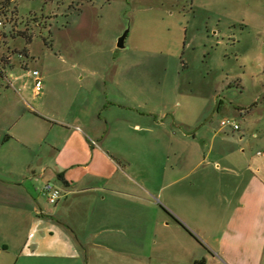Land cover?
<instances>
[{"label": "rangeland", "instance_id": "rangeland-1", "mask_svg": "<svg viewBox=\"0 0 264 264\" xmlns=\"http://www.w3.org/2000/svg\"><path fill=\"white\" fill-rule=\"evenodd\" d=\"M171 12L185 14L178 16V22H183L170 23L166 15ZM0 15L6 18L0 28V131L4 138L7 133L16 134L0 146L3 171L25 172V163L33 158L30 148L43 146L45 158L50 157L53 137L48 135V123L39 117L43 113L61 119L83 118L90 108L84 112L77 107L88 100L93 104L106 99L115 107L107 114L110 122L116 117L131 118L132 124L141 127L134 129L123 121L125 136L119 143L131 171H143L150 189L127 188L137 193L134 201L140 207L141 231L134 243L124 229L114 226L104 235L125 251L86 245L78 260L41 258L37 262L264 264L262 225L255 223L246 235L236 231L233 196L239 195V189L230 184V172L220 176L213 170L217 156L204 163L207 182L200 187L204 192L200 195L187 184L169 186L165 179L152 180L159 169L151 156L163 149H177L179 154L185 149L177 137L202 122L183 123L172 114L194 115L199 95L211 90L222 98L212 124V131L219 133L213 141L209 139L214 151L239 145L232 138L243 136L245 151L238 155L254 169L260 165L264 169V0H10ZM128 27L126 47L119 48L117 40ZM179 41L180 53L172 56L169 49H175ZM183 60L190 67L184 68ZM33 69L42 75L41 96L35 93ZM185 94L191 98L187 107ZM27 101L38 112L28 110ZM226 118L235 119L241 130L233 133L222 127L221 119ZM56 130L57 143L63 146L68 130L57 126L52 133ZM193 138L188 143V152L194 155L191 166L198 162L201 149ZM177 156L172 155V162ZM44 204L50 208L45 200ZM83 207L75 208L73 220L74 238L81 246L88 238L103 236L101 226L87 227ZM18 251L13 247L0 250V264H15ZM35 263L23 256L18 262Z\"/></svg>", "mask_w": 264, "mask_h": 264}, {"label": "crops", "instance_id": "crops-1", "mask_svg": "<svg viewBox=\"0 0 264 264\" xmlns=\"http://www.w3.org/2000/svg\"><path fill=\"white\" fill-rule=\"evenodd\" d=\"M180 15L181 17L185 16L181 12H171L166 15V18L170 23H176L179 21L178 16L180 17ZM187 33L188 28L186 27ZM184 38L187 42V36ZM182 40L181 36L180 41L182 42ZM181 42L175 49H169L172 56L179 55L182 48ZM182 65L184 68L190 67V62L183 60ZM206 90L205 88V92H207ZM210 91L199 95L202 97L196 105L197 111L194 115L180 114L175 117L172 114L174 119L177 118L178 121L192 125L201 120L202 126L196 128L193 126L192 128L195 129L182 132L180 133L181 137H177L178 141L182 140V143L186 144L185 149H181V155L179 150L175 151L170 148L168 152L165 149L157 153L152 152L154 153L151 155L152 164L157 170L159 169L152 180L165 179L169 186L178 182L185 184V187L187 184L200 195L203 192L200 187L207 182V168L204 163L207 158L215 155L217 157L212 167L213 170L220 172V176L221 173L230 172L232 178H230V184L232 183L234 188L239 189V195L233 196L236 208L232 223L236 231L246 235L255 223L257 226L262 225L261 229L264 230V222L261 221V218H264V169L261 165L254 169L251 162L245 163L242 155H238L245 151L241 145L244 140L243 136L240 138L233 136L232 138L235 144L240 142V146L235 145L230 148L223 146L217 152L214 151L215 144L213 145L211 141L217 137L219 132L212 131V124L214 123L215 110L220 108L222 98L220 94L212 95ZM119 92L122 93V90L119 89ZM35 93L37 96H41L42 90L35 91ZM187 96L189 98L185 99L188 101L185 107L191 104L190 95ZM108 101L98 99L91 104V101L88 100L86 104L77 107L83 111L90 108V113L87 114L84 111L87 117L83 118L77 115L74 119H61L46 113L41 114L39 117L42 118L40 119L49 125L48 135L53 137L51 143L53 151H50V157L45 158L47 154L43 146L37 150L30 148L33 158L25 163V172L14 175V169H7L5 172L0 167V250L3 248L8 250L12 247L19 250L15 264L20 262L21 256L32 258L36 262L35 264H40L37 260L41 258L53 259L57 262L58 260H78L81 257V249L86 245L124 250L104 235L106 229H112L114 226L124 229V233L128 234V239L133 243L136 234L140 233V207L134 201L138 195L134 191H128L127 188L138 187L139 190L146 191H150V189L145 184L147 178L142 177L143 171L135 168L131 171L128 158L121 154L119 147L121 138L125 136L122 130L123 123L128 121L130 127L134 129L140 127V124H132L131 118H127L126 121L125 118L118 117L115 121L110 122L107 114L115 107L113 104L109 105ZM213 106L216 108L214 109ZM26 108L38 112L36 105L28 101ZM88 115L90 116L88 117ZM57 126L68 130L63 146L57 143L59 132L56 130L55 133H52L53 128ZM222 127L220 126V128ZM226 128L233 133L241 130V127L234 129L231 126H226ZM172 133L169 134L171 142H173ZM14 135L16 136L12 132L7 133L4 138V133L0 131V146ZM197 135H200L198 140H196ZM191 136L194 137V145L201 148L199 150L200 158L193 166H191V161L194 160V155L191 157L188 152ZM110 140H117L115 142L118 144L111 143ZM175 153L178 156L176 162H172V155ZM259 153L263 154L261 151ZM222 162H224L223 165ZM27 171H30L31 175H28ZM7 172L10 175H5ZM160 172L162 173L160 174ZM48 181L60 186L64 193L63 197L54 205L49 204L44 196V185ZM127 195L130 196L129 199L126 197ZM44 200L50 205V208L44 204ZM78 205L84 206L88 221L87 227H102L100 230L102 238L100 240L96 239L97 237L88 238L84 246H81L74 238L76 226L73 220L77 210L75 208ZM128 250L133 251L131 248Z\"/></svg>", "mask_w": 264, "mask_h": 264}, {"label": "built area", "instance_id": "built-area-1", "mask_svg": "<svg viewBox=\"0 0 264 264\" xmlns=\"http://www.w3.org/2000/svg\"><path fill=\"white\" fill-rule=\"evenodd\" d=\"M5 23H6V18L0 15V28L3 27ZM31 73L35 78L36 92H40L43 86V79H42L41 72L38 69H33ZM221 125L224 127L231 126L234 129L240 128L239 123L235 119H232V118L222 119ZM44 191L47 194V198L51 203H57L64 195L62 188L51 181H48L44 185Z\"/></svg>", "mask_w": 264, "mask_h": 264}, {"label": "water", "instance_id": "water-1", "mask_svg": "<svg viewBox=\"0 0 264 264\" xmlns=\"http://www.w3.org/2000/svg\"><path fill=\"white\" fill-rule=\"evenodd\" d=\"M129 34V27L124 30V32L119 36L117 40V46L119 48H125L126 47V39Z\"/></svg>", "mask_w": 264, "mask_h": 264}, {"label": "trees", "instance_id": "trees-1", "mask_svg": "<svg viewBox=\"0 0 264 264\" xmlns=\"http://www.w3.org/2000/svg\"><path fill=\"white\" fill-rule=\"evenodd\" d=\"M9 3H10V0H0V11L2 10L4 13Z\"/></svg>", "mask_w": 264, "mask_h": 264}]
</instances>
